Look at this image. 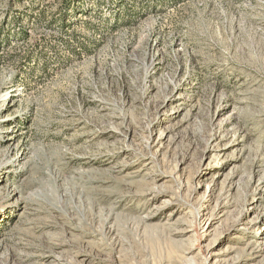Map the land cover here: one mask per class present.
<instances>
[{
  "label": "rangeland",
  "instance_id": "rangeland-1",
  "mask_svg": "<svg viewBox=\"0 0 264 264\" xmlns=\"http://www.w3.org/2000/svg\"><path fill=\"white\" fill-rule=\"evenodd\" d=\"M67 1L0 0V264H264V0Z\"/></svg>",
  "mask_w": 264,
  "mask_h": 264
},
{
  "label": "trees",
  "instance_id": "trees-1",
  "mask_svg": "<svg viewBox=\"0 0 264 264\" xmlns=\"http://www.w3.org/2000/svg\"><path fill=\"white\" fill-rule=\"evenodd\" d=\"M62 8H63V14L60 18V20H64L65 19V13L67 11L68 8H74V6L72 4H70L67 0H63V3H62ZM18 19H15L14 21H17Z\"/></svg>",
  "mask_w": 264,
  "mask_h": 264
}]
</instances>
